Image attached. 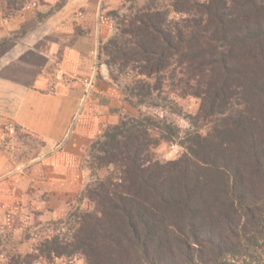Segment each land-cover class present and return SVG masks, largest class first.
Listing matches in <instances>:
<instances>
[{"label":"trees","instance_id":"1","mask_svg":"<svg viewBox=\"0 0 264 264\" xmlns=\"http://www.w3.org/2000/svg\"><path fill=\"white\" fill-rule=\"evenodd\" d=\"M103 50L109 68L141 76L129 88L138 103L151 99L168 72L173 87L201 99L198 116L208 128L186 133V152L160 162L149 154L156 117L124 115L107 126L96 141L99 166L116 163L120 174L89 189L98 210L84 212L70 237L46 238L27 257L264 264V0L137 9Z\"/></svg>","mask_w":264,"mask_h":264},{"label":"crops","instance_id":"2","mask_svg":"<svg viewBox=\"0 0 264 264\" xmlns=\"http://www.w3.org/2000/svg\"><path fill=\"white\" fill-rule=\"evenodd\" d=\"M118 2L0 0V214L7 222L74 198L89 178L88 145L124 115L100 50L111 35L107 12ZM90 76L88 89L82 79Z\"/></svg>","mask_w":264,"mask_h":264},{"label":"rangeland","instance_id":"3","mask_svg":"<svg viewBox=\"0 0 264 264\" xmlns=\"http://www.w3.org/2000/svg\"><path fill=\"white\" fill-rule=\"evenodd\" d=\"M171 2L172 0H119L113 9L107 12L111 19V35L100 45L104 62L107 57L103 46L122 26L124 18L132 16L137 9L169 10ZM179 16L174 12L170 13L171 18ZM108 69L110 77L120 87L122 97L126 102L125 117L150 115L158 120L159 127L152 132L154 137V141H152L157 140V143L149 153L153 159L165 162L180 157L186 152V133L194 131L204 133L207 130L208 122L198 116L201 99L182 91V86L173 87L167 79L168 72L163 78L162 87L152 93L150 100L140 104L137 102V98L130 96L129 88L133 85V81L141 76L131 69L120 71L117 64L108 67ZM179 74L176 72L175 80ZM150 82L152 83L154 80L151 79ZM125 97H128L131 102L127 101ZM102 133L92 139L85 151L84 164L85 169L89 171V178L74 198L65 201V203L59 201L57 206H54L53 203L51 209H25L21 215L12 214L10 222H7L5 216L0 214V264H10L19 258L24 261L30 260L31 264H86V257L80 253L72 256L52 257L51 259L45 256H36L34 259L27 255H38L39 252L36 248L46 238L55 235L70 237L84 212L98 210L97 203L89 197V189L110 175L117 177L120 174L119 166L116 163L99 166L100 162L97 157L102 156V153L98 149L100 144L96 141L99 139L102 141ZM47 201L49 204V199Z\"/></svg>","mask_w":264,"mask_h":264},{"label":"built area","instance_id":"4","mask_svg":"<svg viewBox=\"0 0 264 264\" xmlns=\"http://www.w3.org/2000/svg\"><path fill=\"white\" fill-rule=\"evenodd\" d=\"M83 83L86 85V88L90 89V87H92L93 84V77H84L82 79ZM7 129H13V125L12 124H7L6 125Z\"/></svg>","mask_w":264,"mask_h":264}]
</instances>
